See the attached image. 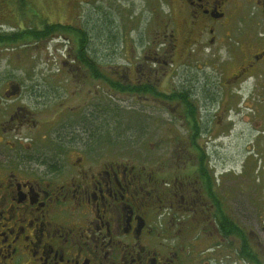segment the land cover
I'll return each mask as SVG.
<instances>
[{
    "label": "flooded vegetation",
    "instance_id": "obj_1",
    "mask_svg": "<svg viewBox=\"0 0 264 264\" xmlns=\"http://www.w3.org/2000/svg\"><path fill=\"white\" fill-rule=\"evenodd\" d=\"M184 2L195 43L208 36L212 63L236 68L229 86L253 83L264 95V0ZM188 89L199 127L183 110L188 141L157 169L102 159L89 129L37 126L31 107L10 106L0 128V264H264V206H245L243 183L229 190L226 177L238 174L211 159L206 109ZM4 97L24 96L19 85Z\"/></svg>",
    "mask_w": 264,
    "mask_h": 264
},
{
    "label": "rangeland",
    "instance_id": "obj_2",
    "mask_svg": "<svg viewBox=\"0 0 264 264\" xmlns=\"http://www.w3.org/2000/svg\"><path fill=\"white\" fill-rule=\"evenodd\" d=\"M189 21L184 0H0V34H22L0 39V128L9 120L7 112L29 106L37 126L92 131L102 159L145 161L154 164L151 169L157 160L173 159L177 145L188 141L184 103L120 92L93 78L74 61L78 45L62 27L86 29L99 70L114 82L150 83L164 95L192 88L194 103L206 109L201 142L215 163L238 174L226 177L229 190L243 183L245 206L262 212L264 95L253 83L230 87L236 68L212 63L208 36L195 43L199 26ZM53 25L60 30L46 35ZM10 83L20 85L24 96L12 103L4 97ZM39 104L47 109L32 108ZM261 244L263 261L264 237Z\"/></svg>",
    "mask_w": 264,
    "mask_h": 264
},
{
    "label": "trees",
    "instance_id": "obj_3",
    "mask_svg": "<svg viewBox=\"0 0 264 264\" xmlns=\"http://www.w3.org/2000/svg\"><path fill=\"white\" fill-rule=\"evenodd\" d=\"M48 26V25H47ZM59 25H53L49 27V29H46L44 32H46V35L54 33L56 30H60ZM65 32H68L71 34V37L73 40L77 43V50L76 54L74 57V61L78 62L82 67L86 68L91 76L93 78H97L103 82L108 83V85L117 91L120 92H129L131 94H138V95H154L157 97H164L168 98L169 100H172L174 102H180L181 104H185V110H194L192 118V122L195 121V123L192 125L193 129H197L198 127V122H197V114L195 113V108L190 107V102H189V95L191 93L189 92L188 86H182V88L173 91L169 96L166 94H160V92L157 91V89L151 85L150 83H145L141 85H124L122 82H114L111 78L103 74L99 70V65L96 62V59L94 58V53H91V48H90V36L89 32L85 29L79 30V29H73L70 27H62ZM30 34H35L32 30L30 31ZM22 36L20 33H12V34H0V39L5 40V41H13L17 40ZM104 39V37H103ZM102 40V39H101ZM190 87V86H189ZM189 115L186 116L188 118ZM198 136V131H195Z\"/></svg>",
    "mask_w": 264,
    "mask_h": 264
},
{
    "label": "water",
    "instance_id": "obj_4",
    "mask_svg": "<svg viewBox=\"0 0 264 264\" xmlns=\"http://www.w3.org/2000/svg\"><path fill=\"white\" fill-rule=\"evenodd\" d=\"M19 92V85L18 84H14L11 86V95H15Z\"/></svg>",
    "mask_w": 264,
    "mask_h": 264
}]
</instances>
